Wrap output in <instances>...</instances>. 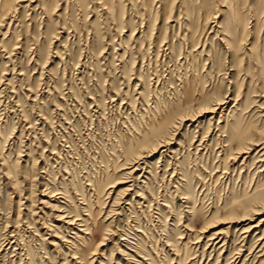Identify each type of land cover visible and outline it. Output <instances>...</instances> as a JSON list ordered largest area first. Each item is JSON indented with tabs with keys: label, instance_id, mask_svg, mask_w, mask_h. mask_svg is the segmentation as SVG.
Listing matches in <instances>:
<instances>
[{
	"label": "rangeland",
	"instance_id": "obj_1",
	"mask_svg": "<svg viewBox=\"0 0 264 264\" xmlns=\"http://www.w3.org/2000/svg\"><path fill=\"white\" fill-rule=\"evenodd\" d=\"M264 0H0V264H264Z\"/></svg>",
	"mask_w": 264,
	"mask_h": 264
},
{
	"label": "bare ground",
	"instance_id": "obj_2",
	"mask_svg": "<svg viewBox=\"0 0 264 264\" xmlns=\"http://www.w3.org/2000/svg\"><path fill=\"white\" fill-rule=\"evenodd\" d=\"M262 210H264V207H262L261 211L254 210V211H253V213H255V214H259V213H261V212H262Z\"/></svg>",
	"mask_w": 264,
	"mask_h": 264
}]
</instances>
